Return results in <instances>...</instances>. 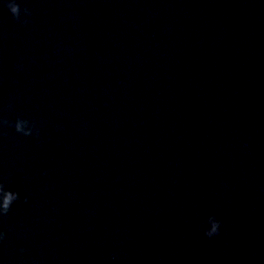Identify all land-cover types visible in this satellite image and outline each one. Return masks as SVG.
Listing matches in <instances>:
<instances>
[{
  "label": "water",
  "instance_id": "obj_1",
  "mask_svg": "<svg viewBox=\"0 0 264 264\" xmlns=\"http://www.w3.org/2000/svg\"><path fill=\"white\" fill-rule=\"evenodd\" d=\"M7 3L0 264H264V0Z\"/></svg>",
  "mask_w": 264,
  "mask_h": 264
},
{
  "label": "clouds",
  "instance_id": "obj_2",
  "mask_svg": "<svg viewBox=\"0 0 264 264\" xmlns=\"http://www.w3.org/2000/svg\"><path fill=\"white\" fill-rule=\"evenodd\" d=\"M7 8L11 12L14 17H20L21 8L20 4L17 3V0H8ZM24 14L27 16L29 14V9L24 8ZM26 22V21H25ZM8 121L0 118V124H6ZM14 127L16 132L21 133L25 136L31 135L33 132V128L30 124V121L22 116H18L14 122ZM3 183H0V192H3ZM19 199L18 194L16 193H6L2 197H0V216L8 213L11 206L15 201ZM207 226L205 228V235L208 237H212L219 232L220 229V221L217 220L214 216H208L206 221ZM0 237H2V233H0Z\"/></svg>",
  "mask_w": 264,
  "mask_h": 264
}]
</instances>
